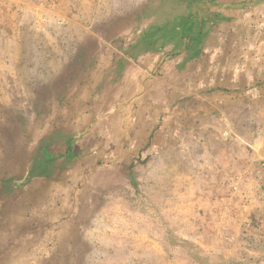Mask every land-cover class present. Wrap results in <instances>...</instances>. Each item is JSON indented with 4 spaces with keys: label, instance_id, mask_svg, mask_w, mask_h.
Listing matches in <instances>:
<instances>
[{
    "label": "rangeland",
    "instance_id": "374dc122",
    "mask_svg": "<svg viewBox=\"0 0 264 264\" xmlns=\"http://www.w3.org/2000/svg\"><path fill=\"white\" fill-rule=\"evenodd\" d=\"M231 44L235 82L212 65ZM1 46L0 224L27 174L71 185V165L106 139L86 174L96 207L132 214L130 247L264 264V0H0ZM137 135L156 144L146 160Z\"/></svg>",
    "mask_w": 264,
    "mask_h": 264
},
{
    "label": "crops",
    "instance_id": "0c3cea01",
    "mask_svg": "<svg viewBox=\"0 0 264 264\" xmlns=\"http://www.w3.org/2000/svg\"><path fill=\"white\" fill-rule=\"evenodd\" d=\"M224 49L222 54L217 56L216 61L212 63L213 70H216L217 67L219 78L225 76L224 78L228 79L230 77L231 82H235L240 78V75L237 76L236 74L235 76L234 74L240 63L234 59V56L229 55V51H226L232 49V44ZM1 50L4 51L2 55L6 54L7 46H1ZM263 62H259V64ZM210 66L211 64H207L206 69ZM262 72H264V67ZM207 103L204 101L203 106L204 104L208 105ZM167 106H171L170 98L164 99L163 112H169ZM216 106L218 107V104ZM144 110L143 107L138 108L141 113H144ZM147 111V118L153 121L152 118H156V116L151 118V110ZM164 120L171 127L172 115H164ZM150 121H144L148 124L141 125L138 128L141 130L139 133L145 134L146 130L152 128L153 122L150 123ZM140 135L133 138L132 144L135 145L136 156H140L142 150H146L144 158L146 160L148 157L150 158L152 151L149 147L150 141L149 139L143 140ZM120 144L124 145V141L122 140ZM145 144L148 146L145 147ZM151 144L154 150L156 144L153 141ZM106 146L110 148L106 139L92 140L87 144V156L82 157L81 162L71 165L72 171H69L70 177L71 175L73 177L71 185L66 186L55 181L44 184V180L37 184H29L26 179L27 174L25 183L11 188L26 193V199L22 197L21 200L5 202L3 222L0 224V236H4V241L11 242L5 264L171 263V256L162 244L161 249L159 248L160 251L151 248L138 251L132 248L133 245L130 247L134 236L128 235L133 233V230L129 231L125 225L134 224L131 213L117 206L96 207L94 201L97 200L100 193L99 191L95 192L97 187L94 188L92 176L86 174V170L94 158L100 155L99 153L95 154V152L101 147L107 151ZM116 156L117 162L124 161L121 152L120 154L117 153ZM96 171L90 169V173L93 172L92 175L97 173ZM28 193L31 194L28 195ZM45 194L49 195L45 198ZM45 236H53L49 256L46 258H44L46 252L44 251ZM97 240L106 244L107 248L97 249L94 244Z\"/></svg>",
    "mask_w": 264,
    "mask_h": 264
}]
</instances>
